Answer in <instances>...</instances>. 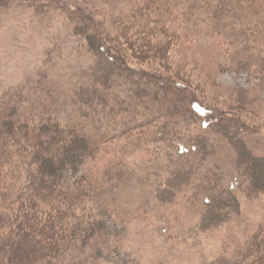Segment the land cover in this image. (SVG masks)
Here are the masks:
<instances>
[{
	"label": "trees",
	"instance_id": "16d2710c",
	"mask_svg": "<svg viewBox=\"0 0 264 264\" xmlns=\"http://www.w3.org/2000/svg\"><path fill=\"white\" fill-rule=\"evenodd\" d=\"M131 1L109 12L112 36L86 4L0 0L1 11L15 4L37 17L61 12L71 23L74 50L88 55L77 81L62 90L52 80L62 58L55 42L34 77L0 96V264H98L110 257L129 264L106 241L112 231L100 202L105 186L115 188L130 174L127 164L138 154L153 158L145 179L154 178L159 203L182 195L200 209L199 233L229 225L241 208L218 169L206 163L217 139L235 154L247 195L264 194V155L253 154L246 139L255 131L250 119L210 106L165 75L133 69L123 55L126 49L167 64L174 38L166 31L199 28L220 34L234 69L264 88V0ZM174 73L187 74L179 67ZM67 106L75 119L62 124L57 114ZM12 167L25 172L26 183L16 190ZM210 264H264V235L254 233L232 257Z\"/></svg>",
	"mask_w": 264,
	"mask_h": 264
},
{
	"label": "rangeland",
	"instance_id": "374dc122",
	"mask_svg": "<svg viewBox=\"0 0 264 264\" xmlns=\"http://www.w3.org/2000/svg\"><path fill=\"white\" fill-rule=\"evenodd\" d=\"M120 1L68 0L74 5L86 4L84 7L94 14L101 29L112 36L116 32L109 12L116 11ZM33 13L15 4L8 10H0V96L34 77L45 50L53 48L55 42L62 58L53 65L52 80L62 90L67 91L74 85L76 74L87 62L88 55L83 48L74 50L76 42L70 37L71 23L65 15L55 12L37 17ZM166 35L174 38L169 63L141 60L125 49L123 55L129 66L165 75L180 83L184 90L194 91L210 106L250 119L255 130L246 134L250 150L255 155H264V88L259 80L234 69L220 34L178 26L174 34L166 31ZM177 67L187 74L174 73ZM57 116L64 124L75 119V112L67 106ZM146 131L148 128L131 132L126 138ZM215 146L206 163L218 169L224 186L237 194L241 205L239 217L210 232L195 231L200 209L182 195L173 204L159 203L154 193V178L145 179L147 167L153 166V158L138 154L127 164L130 174L115 188L105 186L100 202L108 212L106 224L112 231L106 241L119 246L117 252L121 259L129 264H210L223 254L232 257L236 248L254 233L259 231L264 235V194L247 195L245 185L241 186L237 178L235 154L223 140L217 139ZM91 168L83 173H90ZM12 173L13 189L23 187L25 172L12 167ZM98 264H121V260L110 257L109 262Z\"/></svg>",
	"mask_w": 264,
	"mask_h": 264
}]
</instances>
